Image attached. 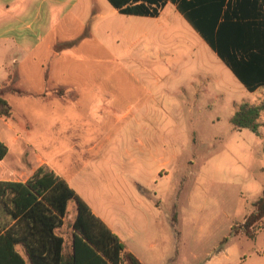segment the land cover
<instances>
[{
    "label": "rangeland",
    "instance_id": "1",
    "mask_svg": "<svg viewBox=\"0 0 264 264\" xmlns=\"http://www.w3.org/2000/svg\"><path fill=\"white\" fill-rule=\"evenodd\" d=\"M172 26L154 35L151 49L130 51V69L109 72L115 77L98 99L83 97V74L96 67L91 57L74 63L63 83L74 88L66 105L10 98L14 120L0 117V139L10 148L0 179H27L41 153L67 179L79 172L73 186L83 190L89 181L95 207L135 250L167 253L168 264H242L264 253V220L255 232L244 228L264 189V140L230 119L233 102L264 101V85L250 92L200 36ZM74 212L71 202L63 234Z\"/></svg>",
    "mask_w": 264,
    "mask_h": 264
},
{
    "label": "trees",
    "instance_id": "2",
    "mask_svg": "<svg viewBox=\"0 0 264 264\" xmlns=\"http://www.w3.org/2000/svg\"><path fill=\"white\" fill-rule=\"evenodd\" d=\"M167 0H109L122 13L158 16ZM249 90L264 85V0H170ZM0 87V116L12 107ZM264 101L242 102L231 116L237 130L261 136ZM8 147L0 140V160ZM75 202L72 243L57 233ZM244 228L249 234L264 220V189L252 204ZM253 236V234H251ZM22 245L27 258L17 250ZM0 264H143L90 206L48 166L26 182L0 180Z\"/></svg>",
    "mask_w": 264,
    "mask_h": 264
},
{
    "label": "crops",
    "instance_id": "3",
    "mask_svg": "<svg viewBox=\"0 0 264 264\" xmlns=\"http://www.w3.org/2000/svg\"><path fill=\"white\" fill-rule=\"evenodd\" d=\"M168 7L170 14L165 13ZM170 16L174 26L178 24L181 27L184 26L185 30L190 33L189 37H201L210 47L177 9V5L170 0L166 1L159 15L155 17L122 13L109 0H0V87H3V83L6 81L11 82L10 87H4L3 96L9 103L10 98L20 97L37 99L52 109L58 105L64 106L67 104L71 93H74L73 85L63 84L70 79L71 75L72 79L74 68L72 66L76 62L88 63V57H91L90 61L95 62L96 67L92 66V69L85 70L87 73L83 74V97L98 99L104 94L101 90L102 83L115 77L109 72L116 73L118 66H122L124 69L129 66L130 69L133 63L130 51L151 49L155 45L154 35L156 33L167 34L168 28L173 27L172 23H169ZM76 50L81 52L80 58H76ZM214 53L216 54L215 51ZM83 58L85 59L83 60ZM160 62L167 67L168 63L165 59ZM179 63L182 64V61L180 60ZM177 68L179 72L183 66H177ZM234 77L236 78L235 75ZM231 78L235 82V79ZM212 79V76L206 75L204 80L210 81ZM35 82L41 83L37 89L28 85V83ZM84 83H90V85L84 86ZM59 88H63V91L58 94ZM257 90L258 88L253 92ZM233 103L235 105L241 104V102ZM10 105L12 117L9 119L13 121V104ZM26 125L28 128L33 127L30 123H26ZM16 137L20 136L16 135ZM260 138L264 140V126L261 129ZM94 142H91L92 146L96 145L93 144ZM23 143L29 146L33 145V142L26 138L23 139ZM38 157L40 163L37 168L46 165L65 179L90 206L93 213L119 237L127 250L135 255L141 263L168 264L169 259L172 260L167 253H146L140 251L136 245H134L135 250L129 244L124 243L117 230L118 227L108 218L102 216L95 207L96 203L92 195L90 196L84 187V183L89 184V181L84 182L83 179V190L79 189L77 188L79 186H73L79 177V172L71 179H67L59 170L56 171L41 153H38ZM86 166L88 167V163ZM28 178L20 182H26ZM70 204L71 202L69 206ZM75 216L76 212H74L73 219ZM66 222H68L67 219L63 226L57 229V233L65 239V247L72 243V228L68 234L61 232ZM19 247L22 249L19 250ZM17 250L23 257L27 258L22 245H17ZM252 259H255V264H264V253H252L245 256L242 264H249Z\"/></svg>",
    "mask_w": 264,
    "mask_h": 264
}]
</instances>
